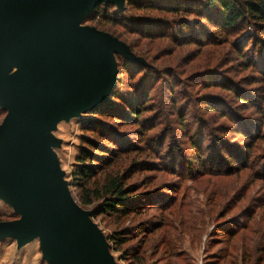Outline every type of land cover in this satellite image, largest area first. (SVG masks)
<instances>
[{"label":"rangeland","instance_id":"374dc122","mask_svg":"<svg viewBox=\"0 0 264 264\" xmlns=\"http://www.w3.org/2000/svg\"><path fill=\"white\" fill-rule=\"evenodd\" d=\"M149 1L125 0L122 10L108 3L82 23L124 42L143 63L115 55L111 114L57 124L55 152L69 191L91 214L102 204L84 205L72 182L80 147L95 157L93 144L104 147L110 160L92 162L103 171L88 187L119 175L144 203L92 216L115 264H264V57L241 41L253 27L219 31L197 16L143 7ZM137 99L144 110L131 121L127 105ZM4 115L0 110V123ZM16 217L0 200V222ZM0 264L46 262L37 239L18 248L5 238Z\"/></svg>","mask_w":264,"mask_h":264},{"label":"water","instance_id":"95a60500","mask_svg":"<svg viewBox=\"0 0 264 264\" xmlns=\"http://www.w3.org/2000/svg\"><path fill=\"white\" fill-rule=\"evenodd\" d=\"M0 0V200L15 215L0 240H38L46 264H115L91 211L73 199L55 149L60 121L89 113L116 85L115 55L143 63L128 45L83 25L99 3Z\"/></svg>","mask_w":264,"mask_h":264},{"label":"trees","instance_id":"16d2710c","mask_svg":"<svg viewBox=\"0 0 264 264\" xmlns=\"http://www.w3.org/2000/svg\"><path fill=\"white\" fill-rule=\"evenodd\" d=\"M159 1L160 0H151L147 5H143V7L148 9L160 8L161 10L167 11L169 13H183L190 16H197L196 20H200V18L204 19V23H210H205L209 28H215L219 31L233 30V32H235L236 29H238L241 32L243 31V29H240L242 26H252L254 35L249 36L248 34H246L241 41L247 40L248 42H251L252 46H255L256 48H259V50H261V55L264 57V0H190V3L185 0H161L162 3H160ZM107 5L108 3H99L97 6H95L89 19H93L98 16ZM213 16H216L220 20V22H216V24H213L210 21ZM195 26L201 27L202 25L196 23ZM191 27L193 28L194 25ZM199 31L201 30L199 29ZM256 33H258L259 37L256 36ZM140 95L143 96L142 93H140ZM141 96H139V99ZM113 99L114 94L112 92L107 102H104L102 105L93 109L89 113L95 115H105L108 113L111 114V101ZM139 99L134 101V103L130 101L127 105L129 108L128 118L131 121H138L140 118V114L144 110L143 107L145 105H143V102H141ZM122 110L119 109L118 111L122 112ZM124 118L125 116H122V119ZM91 120L93 123H98L96 120ZM136 124L144 128V126H142L141 124ZM143 128L141 129L142 132L145 130V128L144 130ZM260 137L263 138L264 134ZM107 140L113 141L112 137ZM90 142H88V144L92 145V142ZM92 147L100 152L98 153V157H95L93 153H89L85 149H82L83 147H80V152L76 157L78 166H76V169L73 172L75 180L74 182H72V184L80 188L81 192L83 191L84 194L81 202L84 205H90L94 200L102 201V204H100L98 208L94 209L92 216L98 217L102 214L112 215L113 213H117L119 211L126 212L127 209L131 210L132 208H134V206L130 204L135 200L137 205L144 204L142 201L138 202L139 200H137V198L132 195V188L126 187L124 182L121 181L119 175L109 174L102 179L100 186L95 185L96 183L94 182L88 187V183L90 182V180H94L93 178L95 177V174L100 172L101 170L103 171L102 168L100 169L97 167L95 168V170H92V162L101 161L100 157L106 156L103 155L104 153H107L108 155L109 153H111L108 149L104 150V147H96L95 144H93ZM108 155L103 158V161L110 160ZM113 239H116L117 242L121 241V239L118 238Z\"/></svg>","mask_w":264,"mask_h":264}]
</instances>
